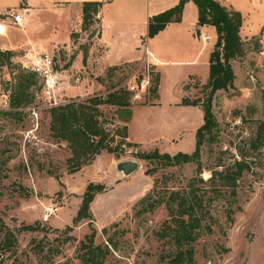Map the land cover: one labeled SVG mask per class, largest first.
<instances>
[{"label": "rangeland", "instance_id": "374dc122", "mask_svg": "<svg viewBox=\"0 0 264 264\" xmlns=\"http://www.w3.org/2000/svg\"><path fill=\"white\" fill-rule=\"evenodd\" d=\"M219 1L242 14L240 35L244 53L231 60L235 74L233 85L226 90H218L214 95L213 111L218 125L206 135L207 141L201 147L200 168L196 162L165 165L162 160L138 157V153L161 149L157 146L144 149L124 139L122 132L126 123L119 119L120 107L103 104L98 106V120L109 134V145L116 151L103 149L99 156L82 164L79 169L95 162L92 166L95 173L78 176L75 175L77 171H70L68 159L72 150L69 143L56 137L51 129V113L45 106L39 83L30 88L33 94L30 103L0 111V264H82L85 252L82 244L88 243L87 236L92 230L96 231L94 245L109 248L103 264H174L171 259L176 245L170 236L164 235L167 224L173 225L168 200L172 192L189 191L193 178L203 180L197 181L195 187L208 190L206 198L210 197V217L203 224L212 228L211 231L202 228L193 244L195 264H264V0ZM143 5L141 20L146 19L148 4L144 2ZM18 6L24 7L20 0H0V13L9 11L7 15L13 14ZM186 18L190 28L189 24L195 18L190 7ZM32 26L30 32L36 33L37 22ZM98 29L99 24L94 19L89 28L72 35L69 47L59 44L53 55L56 69L60 71L70 67L79 52L84 55L86 63ZM205 35L210 39L206 40ZM1 36L3 33H0V50L10 52L11 60L8 63L0 57V84L11 92L19 76L30 71L20 63L24 49H3L8 40ZM9 36L11 39L21 38L24 32L11 27ZM187 38L190 43L192 37L188 35ZM199 38L202 42L203 39L208 41L207 47L214 49L215 27L204 26ZM141 43L143 55L145 44L144 41ZM152 43L158 48H167L165 33L156 36ZM102 49L99 47L97 52L101 53ZM210 51L204 48L201 55L206 58ZM128 59L112 63L103 72L98 64L91 66L92 69L87 67V70L75 67L68 75L73 84L61 89L63 97L88 104L92 97L118 91L122 94L127 92L131 109L154 103L158 62L151 65L149 71L147 59L124 61ZM192 68L182 65L164 67L165 104L175 100L179 93L176 82ZM195 69L201 77H208V67L200 65ZM132 74L151 77L152 83L141 99H134L125 86ZM87 76L95 82L94 88L84 83ZM77 77L80 81H76ZM207 81L208 78L192 76L184 85L188 92L185 99L205 101L210 91ZM72 86L75 87L74 92H70ZM36 104L39 106L38 120L31 112ZM140 129L146 137L148 132L142 125ZM156 131L153 130L152 135ZM259 134V147L254 148L252 141ZM160 147L168 149L165 144ZM116 160H135L141 168L108 195L94 198L90 206L94 220L74 222L83 194L76 195L72 190L83 192L87 179L99 173L103 176L104 169L109 167L115 169L113 163ZM238 160L247 162L249 169L244 170L237 180L233 193V187L224 185L218 177H210L214 172L232 167ZM147 170H150L149 174ZM101 180L109 181L108 178ZM142 188L141 195L130 196ZM147 194L150 196L142 202ZM49 206L58 209L46 219Z\"/></svg>", "mask_w": 264, "mask_h": 264}, {"label": "crops", "instance_id": "0c3cea01", "mask_svg": "<svg viewBox=\"0 0 264 264\" xmlns=\"http://www.w3.org/2000/svg\"><path fill=\"white\" fill-rule=\"evenodd\" d=\"M86 2L100 3L99 9L94 15L95 21L99 24L98 35L94 38L95 44L87 56L86 63H84V55L79 52L70 67L58 70L59 94L63 96V93H61L62 87H71V84H73V81L71 82L68 79V75L75 67L87 70V67L92 69L91 66L96 67L98 64L100 66L99 69L103 72L112 63H118V61L127 57L130 59L124 61L147 59L148 62H151V57L146 56L145 53L142 55L141 48L143 44L141 42L144 41L145 46L149 48V51L153 53L158 62L156 65V72L159 73L157 97L152 104L137 105L132 108V118L130 121L125 122L128 133L127 140L144 149L157 146L161 149V151L159 150L161 153L164 151L173 155L178 152H193L196 147V132L204 123V111L200 105H190L183 102L185 94L188 93L184 85L187 84L192 76L204 80L208 78L206 76L205 78L201 77L195 67L203 65L205 68L208 67L209 70L210 54L213 48L207 47L208 41L205 42L203 39L202 42L199 38L201 29L208 25H197L198 8L192 0H188L185 3L181 21L170 22L156 34V36H159L165 33L167 48L163 46L158 48L152 43L156 36H146L149 18L174 7L180 0H20V4L24 7H15V10L22 11L27 8L30 12L22 28L13 23L12 16L7 15L9 11L0 13V15H6V17H0V20L4 22V31L1 37L8 40V43L4 45L6 48L3 49L19 47V49H24L26 52L33 48L39 52L54 55L59 44L69 47L72 42V35L83 29V8ZM144 2L148 4L147 13L146 19L141 20L144 16L142 12ZM188 7H190L192 14L195 13L194 20L192 19L191 24H189L190 28H188V21L186 20ZM35 22H37V31L36 33H31L30 28L33 27L32 23ZM48 25L49 27L51 26L50 29L47 28ZM11 27L22 30L24 36L11 39L9 36ZM39 31L41 32L39 33ZM188 35L192 37L190 39L193 42L191 40L190 43L188 42ZM205 36L209 37V35ZM216 40L217 33L213 45ZM97 47L98 50L99 47L103 48L101 53L97 52ZM204 48L211 50L206 58L201 55L204 54ZM170 65H182L194 67V69L192 68L190 72L176 82L175 87L179 89L178 96H175L176 98L173 102L169 101L165 104L163 100L164 75L162 70ZM86 73L88 72L86 71ZM92 73L94 72L92 71ZM84 83L87 84V87L94 88L96 86L95 82L91 81L88 76L85 77ZM74 89L75 87L72 86L70 92H74ZM140 125H142L145 132H148L146 137L141 133ZM153 130H157L155 135H152ZM162 144H165L168 149L162 150L160 147ZM118 162L119 160H116L115 164L113 163L115 169L111 170V167L104 169L103 176L99 173L87 179L82 189L83 192L79 193L75 190H72V192L82 196L90 182L102 183L106 188L105 191L96 195L95 199H97L99 196L108 195L115 187L132 177L141 168L139 164L137 170L128 176H124L117 170ZM94 164L95 162L83 167L75 175L82 176L86 173L89 175L95 173L92 172ZM101 178H108L109 181L103 182ZM142 192L143 188L138 192H133L130 196L141 195ZM81 201L82 197L80 198V204ZM79 207H77L76 213H78Z\"/></svg>", "mask_w": 264, "mask_h": 264}, {"label": "trees", "instance_id": "16d2710c", "mask_svg": "<svg viewBox=\"0 0 264 264\" xmlns=\"http://www.w3.org/2000/svg\"><path fill=\"white\" fill-rule=\"evenodd\" d=\"M188 0L180 2L165 11L155 14L149 18L148 36L154 37L163 30L170 22H179L182 19L184 5ZM198 8V26L212 25L216 29L217 40L210 54L209 76L206 86L210 88L205 101L184 99L185 104L201 105L204 111V123L196 132V147L193 152H178L170 154L161 153L159 150L153 152L138 153V157L148 160H162L165 165H180L196 162L200 168L201 147L207 141V134H211L218 123L213 111V98L218 90H226L233 85L235 74L231 60L244 53V42L240 35L243 22L239 10L231 9L219 0H192ZM100 6L99 2H86L83 8V28L87 29L94 23V15ZM4 57L8 63L11 60L10 52L0 50V57ZM85 60V58H84ZM19 81L10 92L11 107L25 106L32 101L33 94L30 88L38 83L36 75L32 72L21 74ZM157 89V87H156ZM120 91V90H119ZM112 92L105 96H95L89 99V103H76L70 100L67 104L49 108L51 113V129L56 137L67 141L72 150V156L68 159L71 172L78 171L82 164L95 158L103 149L115 152L116 149L109 145V134L101 127L98 116L99 105L111 104L120 107L119 119L128 122L132 118L133 111L129 107L126 94ZM122 137H128L127 127H124ZM209 140H211L208 137ZM260 134L252 141L254 148H258ZM249 165L244 160L236 161L232 167L212 173L214 179L218 177L224 185L233 187L236 191L237 180ZM147 174L150 170H147ZM201 178H193L189 183V191L172 192L169 197L170 209L172 211V224H167L164 235L170 236L176 245L171 262L174 264H195L194 242L198 239L202 228L212 230L211 225L203 224L210 217V197L206 198L208 192L205 187H195ZM106 186L102 183L90 182L82 196V202L74 222L83 219L94 220L91 213V202L98 193L105 191ZM216 192H220L215 190ZM147 194L141 199L144 202ZM156 201V200H154ZM161 200H158L160 203ZM155 203V202H153ZM153 204H151L152 206ZM175 205V206H173ZM106 231V228L103 230ZM96 231L87 236L88 243L83 242L85 249L82 255V264H103L104 258L109 253V248L94 245ZM109 241L112 242V239Z\"/></svg>", "mask_w": 264, "mask_h": 264}, {"label": "built area", "instance_id": "2783aa9c", "mask_svg": "<svg viewBox=\"0 0 264 264\" xmlns=\"http://www.w3.org/2000/svg\"><path fill=\"white\" fill-rule=\"evenodd\" d=\"M30 12L27 8L24 10L11 13L10 15L13 18V23L18 27H23L26 23L27 17ZM4 31V22H0V33ZM209 40L208 36H206ZM146 56L152 58V62L149 61V71L151 65H155L157 62L155 56L152 52L149 51V48L145 46ZM21 65L25 70H28L34 73L38 79V83L41 86V94L42 98L45 101V106L47 108L58 107L60 105L67 104L70 100L65 99L62 95L59 94V78H58V70L55 67V60L53 55H49L47 53L39 52L33 48H30L25 52L23 58L20 60ZM76 81H80V78L77 77ZM127 84L125 85L127 91L134 99H141V96L147 92L148 88L151 85V77L142 76L132 74L127 79ZM37 105V104H36ZM39 106L32 107V115L36 120H38V111ZM11 109V98L10 92L6 91L0 84V111H6ZM58 208L49 206L46 208L45 217L49 219V217L55 213Z\"/></svg>", "mask_w": 264, "mask_h": 264}, {"label": "water", "instance_id": "95a60500", "mask_svg": "<svg viewBox=\"0 0 264 264\" xmlns=\"http://www.w3.org/2000/svg\"><path fill=\"white\" fill-rule=\"evenodd\" d=\"M139 167V162L135 160H122L117 164V170L124 176L132 174Z\"/></svg>", "mask_w": 264, "mask_h": 264}, {"label": "bare ground", "instance_id": "6f19581e", "mask_svg": "<svg viewBox=\"0 0 264 264\" xmlns=\"http://www.w3.org/2000/svg\"><path fill=\"white\" fill-rule=\"evenodd\" d=\"M205 39H207V37H205Z\"/></svg>", "mask_w": 264, "mask_h": 264}]
</instances>
